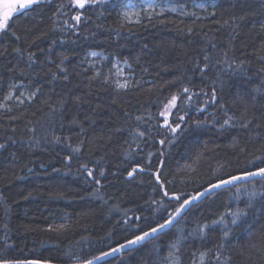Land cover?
<instances>
[{
    "label": "trees",
    "instance_id": "1",
    "mask_svg": "<svg viewBox=\"0 0 264 264\" xmlns=\"http://www.w3.org/2000/svg\"><path fill=\"white\" fill-rule=\"evenodd\" d=\"M140 1L79 9L40 0L0 32V101L36 91L0 109V259L82 262L138 235L132 224L144 230L166 216L161 204L178 206L163 195L158 167L170 195L194 194L214 174L254 170L247 162L264 156V0H213L202 17L163 12L126 22L121 9ZM94 50L130 65L129 87L85 65ZM183 87L192 99L181 93L170 122L182 128L172 133L161 127L160 102ZM229 208L246 215L232 224ZM178 237V264H198L201 252L203 264H264V180L210 194L170 229L100 264H168Z\"/></svg>",
    "mask_w": 264,
    "mask_h": 264
},
{
    "label": "snow or ice",
    "instance_id": "2",
    "mask_svg": "<svg viewBox=\"0 0 264 264\" xmlns=\"http://www.w3.org/2000/svg\"><path fill=\"white\" fill-rule=\"evenodd\" d=\"M40 3V0H3V3H0V32L6 31L9 27V23L11 18H13L14 14L21 13L24 10H28L33 5H37ZM70 3L79 9H84L86 5L88 4H103L105 3V0H70ZM62 7V6H61ZM157 5L154 2H146L141 4V6H137L135 4H128L125 6L124 10L121 13L122 18L128 22H136L139 23L142 14L148 16L149 18L159 15L160 13L164 12L166 9L163 7L159 8V12L156 11ZM171 11L175 12L176 8H171ZM187 15V13H182ZM82 18L81 14L74 15L72 19L76 22H79ZM135 18V20L133 19ZM67 23V21H65ZM71 27V25H69ZM91 55L95 56L96 53L93 52ZM29 59H31V55L29 56ZM264 71V70H262ZM14 87V86H13ZM116 87L119 89H124L129 87V84L127 81L120 83L117 82ZM181 93L187 95V100L185 103H188L191 101L192 96L190 94V89L188 87H183L179 91L173 93L170 98H167L166 102L161 101L162 107L159 111V116L163 118L161 127L167 128L172 133H176L178 129L182 128L181 123H172L170 122V117L173 115V110L179 108L178 101L181 99ZM23 95V94H22ZM35 93H32L28 98L31 99L32 96H34ZM11 96V93H9V96H6L5 99H9ZM211 101L215 102L217 100L216 96V90H212V94L210 97ZM17 100H20L19 97H17ZM23 102V101H21ZM204 107L201 105L200 108L197 109V111H203ZM137 120L140 119V117L136 118ZM178 119L183 122L186 119L185 115H180ZM233 117H229L228 119L224 120V125H229ZM194 124L200 125L203 123L202 121H193ZM222 125V127L224 126ZM141 136L144 135L143 132L139 133ZM58 139V138H57ZM160 143H164L163 140L160 141ZM0 147H3V145H0ZM79 148L73 149V151H79ZM241 152L244 151V149L240 150ZM151 155V154H149ZM67 159H71V157H68ZM259 162L260 165H264V156H254L252 160H249L247 163L249 166H251L254 170H248L245 168V170H242L234 175H228L227 177H218L213 175L212 178L206 183V186H203L201 190L195 191L194 194H185V193H171L165 189L164 183L160 180V176L158 173L161 171V169L158 167L156 169V181L159 184L160 188L163 190V195L165 197H170L171 200L175 201L178 206H176L173 209L166 208L163 204H161V208L164 209L166 212V216H160L155 219L149 224L145 225L144 230L140 229L139 223H134L131 225L132 228L139 231V234H133L130 239H125L124 243H119L116 245V247L110 248L107 252H101L99 256H94L91 259H86L82 261V264H94V262L99 261L101 257L108 256L113 253H117L122 251L125 248H128L133 245H138L141 242H144L148 240L149 238H155L157 234L162 233L165 229L171 227L176 220L184 213L185 209L188 208L191 204L195 203L196 201L206 197L209 194H213L216 189H221L226 186H236L237 182L239 181H247L254 177H259L261 180H264V166H257V163ZM81 167H84L81 165ZM140 166L137 165V168ZM143 170V169H141ZM133 171L128 172V176H132ZM103 174V173H101ZM88 175L93 176V173L91 170H88ZM97 183L99 184V181L97 180ZM237 193L241 191L239 187H237ZM250 200L251 198H254L258 195V193L253 190L251 192L247 193ZM185 195H187V198H184ZM238 198V197H237ZM182 201V202H181ZM153 204H156V201H152ZM229 215L232 217L231 223L236 224L237 221L240 219L241 216L246 215V212L243 209L236 208L235 210H232L231 208L228 209ZM142 217L136 216L135 220L140 221ZM223 216H221V221L223 222ZM125 223H128V221H125ZM213 223H216L215 221ZM205 225H201L199 228V232L202 234L205 231ZM230 235L229 231H224L223 236L228 237ZM184 239L183 237H178L173 243L169 245V252L168 256L166 257V260L168 264H178V252H179V246L181 244V240ZM206 252H201L199 254V261L198 264H203L204 258L206 256ZM217 256H219V253H217ZM0 264H42L40 260H19V259H0ZM46 264V262H45Z\"/></svg>",
    "mask_w": 264,
    "mask_h": 264
},
{
    "label": "rangeland",
    "instance_id": "3",
    "mask_svg": "<svg viewBox=\"0 0 264 264\" xmlns=\"http://www.w3.org/2000/svg\"><path fill=\"white\" fill-rule=\"evenodd\" d=\"M142 2L143 3H146V2L156 3L157 5H159V7H157V9H156L157 12H159L160 7H163L166 9L164 12H173L170 9L176 8L177 10L173 13H177L180 15H185L182 13H187V15H192V16H196V17H202L205 12H210L211 8L213 7V5L215 3V1H213V0H210L207 2L200 1V2H195V3L191 4L190 7H187L186 5L177 4L174 2H170V1L159 2L157 0H141L140 2H137V3L136 2H128L126 5L135 4L139 7V6H141ZM0 3H3V0H0ZM125 6L121 9L120 15H121L122 11L124 10ZM143 16H146V15L142 14L141 18ZM133 19L135 20V18H133ZM93 52L96 53L95 56L91 55V53H93ZM108 60L109 59H108L107 55H105L104 53H102L100 51L94 50V51H90L87 53L85 60H84V63H85V65L93 68L95 70L96 74L102 73L105 77V80L111 81V83L115 87H116L117 82L123 83L125 81H127L129 86H130V83L132 82V78H133V75L130 72V70H131L130 65L126 61L119 60L116 58H113L110 61H108ZM32 93H36V91L31 92L26 88L20 90V92L17 96H15L13 92H11V96L9 99L4 98L3 100L0 101V109L9 108L10 102L22 104L25 101H29L34 97V96H32L31 99L28 98ZM17 97H19L20 100H17ZM21 101H23V102H21Z\"/></svg>",
    "mask_w": 264,
    "mask_h": 264
},
{
    "label": "water",
    "instance_id": "4",
    "mask_svg": "<svg viewBox=\"0 0 264 264\" xmlns=\"http://www.w3.org/2000/svg\"><path fill=\"white\" fill-rule=\"evenodd\" d=\"M256 179H260V178H259V177H254V178H251V179H249V180H247V181H239V182H237V184L244 183V182H248V181H252V180H256ZM227 187H229V186H226V187H224V188H227ZM224 188H221V189H224ZM221 189H216L215 192H216V191H219V190H221ZM207 196H208V195H207ZM204 198H205V197H204ZM204 198H202V199H204ZM202 199H200V200L196 201L195 203L191 204L190 206H188V208L185 209L184 213H183V214H182V215L176 220V222H175L171 227H173V226H174V225H175V224H176V223L182 218V216L186 213V211H187L191 206H193V205L199 203ZM171 227L165 229L164 231L170 229ZM164 231H163V232H164ZM163 232H162V233H163ZM160 234H161V233L157 234V236L160 235ZM150 239H152V238H149L148 240H150ZM148 240H146V241H148ZM146 241H144V242H146ZM144 242H141L140 244H142V243H144ZM123 243H124V242H123ZM140 244H138V245H140ZM138 245H133V246H130V247H128V248L123 249V250L120 251V252L113 253V254H110V255L105 256V257H101V259H100L99 261L94 262V264H100V263L105 262V261H107V260H109V259H112V258H114V257H116V256H118V255H120L121 253L125 252V251H128V250H131V249L135 248V247L138 246ZM114 247H116V246H114ZM107 251H109V250H107ZM107 251H106V252H107ZM98 256H99V255H98ZM90 259H91V258H90ZM41 262H42V264H45V261H41ZM46 264H58V263L46 262ZM68 264H82V262H78V263H68Z\"/></svg>",
    "mask_w": 264,
    "mask_h": 264
},
{
    "label": "bare ground",
    "instance_id": "5",
    "mask_svg": "<svg viewBox=\"0 0 264 264\" xmlns=\"http://www.w3.org/2000/svg\"><path fill=\"white\" fill-rule=\"evenodd\" d=\"M233 175H234V174H233ZM209 195H210V194H209ZM209 195H208V196H209ZM206 197H207V196H206ZM206 197H205V198H206ZM202 200H203V199H202ZM106 251H107V250H106ZM106 251H104V252H106ZM98 255H100V254H98ZM98 255H96V256H98ZM93 257H94V256H93ZM90 258H92V257H90ZM90 258H88V259H90ZM77 263H78V262H77Z\"/></svg>",
    "mask_w": 264,
    "mask_h": 264
}]
</instances>
